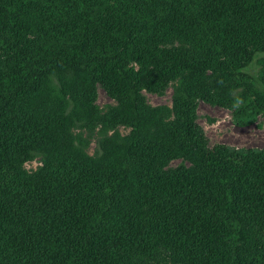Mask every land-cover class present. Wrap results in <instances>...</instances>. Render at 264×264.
<instances>
[{
	"label": "trees",
	"instance_id": "obj_1",
	"mask_svg": "<svg viewBox=\"0 0 264 264\" xmlns=\"http://www.w3.org/2000/svg\"><path fill=\"white\" fill-rule=\"evenodd\" d=\"M197 99L264 110V0H0V264H264V146L208 145Z\"/></svg>",
	"mask_w": 264,
	"mask_h": 264
},
{
	"label": "rangeland",
	"instance_id": "obj_2",
	"mask_svg": "<svg viewBox=\"0 0 264 264\" xmlns=\"http://www.w3.org/2000/svg\"><path fill=\"white\" fill-rule=\"evenodd\" d=\"M255 66L253 71H255ZM176 79H171L163 87L155 91L141 90L145 102L149 105H162L170 107V94L172 83ZM115 102L98 85H94L93 97L90 102L92 110L98 114L107 112L109 106ZM234 104H231V106ZM207 103L201 99L196 100L195 122L203 132L208 145L213 143H225L235 147H263L264 146V110L258 113L254 120L246 124H236L231 120L230 108ZM128 126L122 123L113 126L96 124L89 132L86 128H80L78 131L84 135L86 144L84 150L91 153L97 139H101L112 133L125 134ZM74 130H77L74 128ZM88 132V134H87ZM177 160L170 161L174 164ZM39 164L38 159L24 161L22 167L25 170H32Z\"/></svg>",
	"mask_w": 264,
	"mask_h": 264
}]
</instances>
